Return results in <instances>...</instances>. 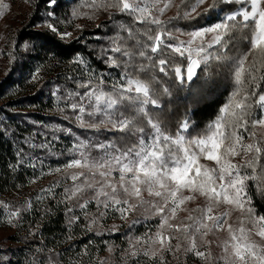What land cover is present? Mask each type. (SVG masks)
<instances>
[{"label": "snow or ice", "instance_id": "snow-or-ice-1", "mask_svg": "<svg viewBox=\"0 0 264 264\" xmlns=\"http://www.w3.org/2000/svg\"><path fill=\"white\" fill-rule=\"evenodd\" d=\"M48 2L50 6L57 4V0ZM159 2L160 0H114L100 6L115 8L119 13L127 14L135 23L149 24L158 29L154 36L144 33L149 43L136 42L141 49L135 54L138 57L152 61L153 56L148 55V51L155 55L162 45L179 56L186 57V75H179L180 68L174 69L181 83L185 80L192 81L197 75V69H201L202 64L206 66L210 60H228L236 91L232 93L230 101L221 108V115L207 126V131L202 135H193L199 127L194 119L195 110L180 123L174 136L168 135L164 131V123L150 113V108L163 112L158 94L147 82L133 75L143 70L144 65L134 63V54L119 45V37L105 50L104 62L110 68L119 69L120 76V80L114 82L108 92L104 91V79L100 74H97V83L92 85L91 70L87 68L84 58L77 55L74 62L85 67V74L89 78L84 83L73 81L76 91L65 88L63 95L58 96L61 89L57 87L52 94L58 99L70 102L69 107L75 114L78 127L103 133V139L99 136L83 140L76 138V142L69 149L73 155L65 168H82L86 171L67 175L73 185L64 189L62 202L67 205L69 201L76 199V208L82 211L87 209L90 202L95 203L98 211L101 208L104 210L99 212V217H103L108 211H115L126 220L128 214L135 212L137 208H142L148 214L145 219L159 217L154 233L150 232L146 238H134L129 241L126 257H147L152 264H164L160 253L173 252L174 248L175 252H179L182 248L181 242L186 241L185 253H192L202 261H209L211 253L199 249L208 243L205 237L213 228L224 229L227 225L228 239L223 241V255L218 258L217 264H264V243L253 238L255 236L259 241H264V215L256 214L252 207V197L247 191L248 181L251 180L257 182V191L264 194V187L260 186L264 183V164L261 163V157L264 155V147L261 145H264V139L256 140V132L248 130L249 126L252 129L264 127V94L257 95L260 82L264 81V74H261V69H264V0H224L226 3L236 2L245 6L226 15L221 22L187 33L190 39L177 40L176 44L165 43L164 38H174L171 32L159 30L165 22L150 10L156 8ZM197 3L202 4L204 0H197ZM168 7L169 3L166 2L157 11L163 14ZM214 7L215 2L205 11ZM195 10L193 8L192 12ZM53 14L50 12L49 16ZM72 15H76L75 10ZM189 15L184 13V17ZM237 17H240L239 21ZM177 18H180L179 14ZM237 23L248 29L249 35L245 37L250 45L248 51L232 58L226 54L213 56L208 49L214 46L228 48L233 40L231 33L237 30ZM49 28L61 39L71 36L68 32H58L52 25H49ZM121 30L126 31L129 36L132 34V29L126 26L121 25ZM210 33L214 34L210 43L193 47L197 38L202 39ZM107 52L120 53L123 60L118 62L112 56H107ZM253 53V61L247 64L248 56ZM157 63L159 71L163 73L167 61L159 59ZM245 83L249 85L248 88H244ZM81 88L85 89L83 93L79 91ZM211 90L210 88L209 91ZM164 92L167 94L168 90L164 89ZM253 107L260 109L259 118L253 115ZM52 132L71 134L72 129L56 128ZM244 133L254 142L244 143ZM58 139L59 137L53 135L45 137L43 143L26 140L25 144L31 149L44 150ZM241 153L251 154L252 158L244 163H234L232 158L240 156ZM17 156L21 157L18 165L23 163L25 156L33 161L32 167H35L39 160L38 154L28 156L23 153V149L17 151ZM201 157L214 161L216 167L210 168L201 164ZM248 170H251V174ZM42 191L51 192V189ZM186 192L189 194L186 195ZM145 193L150 199H145ZM196 195L205 197L209 202L208 206L193 209L199 215H189L186 219L191 223H172L181 206L194 200ZM81 200L83 202H80ZM220 203L240 209L247 220H242L239 227H233L227 224L229 213L212 215L213 205ZM30 204L31 201L25 202L22 206L24 211H27ZM74 211L73 207H66L69 224L80 219L74 215ZM19 212L20 209H16L9 215L16 217ZM97 222V218L92 219L89 228ZM138 222L139 218L132 223ZM8 223H12V220L9 219ZM249 223L252 228L245 227ZM175 233H180V237L177 238ZM173 239H178L175 246L171 243ZM42 251L43 249L35 250L36 253ZM26 264L45 262L34 256L28 259ZM47 264H52V261L49 260ZM99 264L105 262L100 261ZM136 264H139V261H136Z\"/></svg>", "mask_w": 264, "mask_h": 264}, {"label": "rangeland", "instance_id": "rangeland-1", "mask_svg": "<svg viewBox=\"0 0 264 264\" xmlns=\"http://www.w3.org/2000/svg\"><path fill=\"white\" fill-rule=\"evenodd\" d=\"M112 2H114V0H95V6H93V0H81L71 5L68 16L60 18H57L55 14L49 16L50 11L45 13L42 12L43 16L47 18H45V21L42 20L39 28H49V25H52L60 33H71V36L64 38L65 40L78 39L80 36L86 39L102 40L104 42L102 44V54L99 55L98 58L103 60V64H106L104 62L105 50L112 46L114 39L119 37V45L123 49L129 50L134 54V63L138 65H144L143 70L133 74L134 77L147 82L151 89L158 94L159 103L162 105L164 100H169L173 96L172 92L175 86H172L174 79L177 78V74L174 72V69L180 68L181 73L179 75H186V57L179 56L174 51L163 47V45L161 46V50L155 55L148 51V55L153 56L152 61L140 58L135 55L139 50H141L136 42L140 41L142 44L149 43L146 40L144 33L147 32L149 35L154 36L158 29L155 26L149 24L135 23L127 14L119 13L115 8L100 6L103 3ZM166 2L169 3V7L164 11L163 14H159L157 9L163 7L164 3ZM214 2L216 7L206 12L205 10L209 9ZM37 3V0H0V84L8 76L17 75L22 77L25 74L20 71V67L18 66L25 59V55H29L31 44L29 42H19L17 39V33L20 29L28 24L31 16L35 14L37 10ZM244 6L245 5L236 2L226 3L224 0H204V3L202 4H198L197 0H160L156 8H152L150 10L152 11L153 15H157L160 20L165 22L163 27L159 30L171 32L172 37L174 38H164L165 43L176 44L177 40H189L190 37L187 35V33L199 28L211 26L217 22H221L226 15H229ZM193 8L196 9L195 12H192ZM74 10L76 12L75 16L72 15ZM184 13H189L190 15L184 17ZM178 14L180 18H177ZM239 19L240 17H237V21H239ZM197 20H203V22L200 21V23H202H199L200 25L198 26H196L197 24L194 25L195 27H187V24L196 22ZM121 25L132 29L131 36H129L126 31L121 30ZM150 28L151 31L149 32ZM93 29L104 30V33H102V35L93 37L89 32ZM236 29L237 30L231 33L233 40L229 44L228 48L222 49L219 46H214L212 49H208V51L213 56L226 54V56L230 58L237 57L238 55L247 52L250 46L248 48L245 47L242 50H237V47L242 42V38L238 42L239 36H245L243 33L244 30H246L248 36V29L242 28L239 23L236 24ZM213 35L214 34L210 33L206 34L202 39L197 38L193 44V47L210 43L213 39ZM246 42L248 41H243V43ZM242 45L243 44L240 46ZM107 56H112L118 62L123 60V57L120 53L107 52ZM254 56V53L248 56L247 64H250L253 61ZM159 59H165L167 61V65L165 66V71L163 73L159 71V66L157 63ZM85 62L87 68L91 70L92 85H95L99 79L97 74L103 76L104 91L106 92L111 90L110 86L114 82L120 80L119 69L110 68L106 64L107 69L105 71L103 69H99L96 66L94 67L93 64L91 65L86 60ZM71 63L72 65H79L74 61ZM217 64H222L220 69L218 68ZM79 66H81L79 75L86 76L85 79L80 81V83H84L89 77L85 74V67L83 65ZM227 67H231V64L228 60H210L206 66L202 64L203 70L201 75H199V78L205 81L214 80L213 77H217V74L220 76L227 75L228 79L230 80V84L226 85V88L231 86L232 89H230L228 92V100H226L225 104L230 101L232 98V93L236 91V85L234 84L231 74L232 68H230L228 73L226 69ZM17 70L19 73H17ZM44 72L45 71L43 67L37 65L33 71H31L27 82H29V84H37L38 81L42 82L41 78L44 76ZM162 74H166V77H163ZM177 80L179 79L177 78ZM184 83L186 84V92L193 90L191 93L193 96H200L199 98L206 97V93H203V96L201 95V90L199 88L193 86V89H191V85L188 87L187 83H190L189 81ZM63 87L62 85L59 87L61 92ZM248 87L249 85L245 83L244 88ZM56 88V86H53V88L48 90H53L54 92ZM68 89L71 91L77 90L75 87H69ZM164 89L168 90L167 94L164 92ZM259 89L260 87L257 89V95L264 94V89ZM84 90L85 89L83 88L79 89L81 93H83ZM57 95L62 96L63 93H58ZM54 97L56 98L58 104L55 106L56 112L48 113L50 115L45 117L46 119L44 118L45 120L42 121H34V119L29 116L30 114L27 113L29 112L28 110L15 108L10 109L11 107H7L11 112L17 114V117L20 118L19 122L25 123L26 121L27 125L32 126L31 133L29 131L25 132L23 137L24 146L20 149H23V153L27 154L28 156H36L38 154L39 160L36 162V166L32 167L31 164L33 161L27 159V156H25L23 159L22 164L26 165V167L30 166L35 171V175L33 178H31L26 188H21L20 190H10L9 193L0 194V264H21V253H24L25 256L28 254L27 260L36 256L39 258V260L44 261L45 264H47L49 260L52 261V264H99L100 261H104L105 264H136V261H139V264H152V261L147 257H126V252L129 249L130 240H134V238H146L150 232L154 233L156 231L159 217H149L145 219L144 217L148 214L145 213L142 208H137L135 212L129 213L126 220L122 219L120 214L115 211H108L103 217H99V212L104 210L101 208L98 211L95 203L90 202L87 206V209L82 211L76 208V199L69 201L67 205L62 202L64 200V189L71 188L73 185V181L68 179L67 175L70 173L86 171L82 168H65V165L69 162L73 155L69 149L76 142L77 137L81 140L89 138L94 139L97 136L103 139V133H96L92 129L78 127L74 118L75 114L69 107L70 102H65L62 99H58L56 96ZM65 108H68V110L71 112L64 115ZM150 113L155 117H161L155 111V109L150 108ZM252 113L256 118H259L260 109L258 107H253ZM126 114L131 115V113ZM220 115L221 111L215 119L206 123L203 127H197L193 135H202L205 133L207 131V126L216 120ZM85 119L87 120L88 118L85 117ZM185 119H187V116H179L177 122L174 125H171V123L167 121L165 115L162 116L160 120L165 125V133L174 136L178 131V126ZM56 128H71L72 132L71 134L67 132L53 133L52 130ZM248 130L249 132H256V140L264 139V127L258 126L256 129H252L249 126ZM240 131L243 132L242 129ZM53 135L55 137H59V139L55 140L48 149H31L25 144L26 140H32L34 143H43L45 142V137H50ZM243 142L253 143L254 141L249 138L247 133H244ZM261 146L264 147V145ZM93 155H95V153H93ZM251 158V154L245 155L244 153H241L240 156H236L232 159L234 163L240 164ZM200 163L207 165L210 168L216 167L214 161H208L205 157L200 158ZM261 163L264 164V155L261 157ZM22 164H19V167H21ZM55 169H60V171H55ZM248 171L249 174H251V170ZM257 173L259 174V168L257 169ZM116 179H118V176H116ZM256 184V181H248L247 191L248 195L252 197L253 202V194L261 195L260 192L257 191ZM260 186L264 187V183H261ZM44 189H51V192H43L42 190ZM185 194L187 195L189 193L186 192ZM90 195L91 193L88 194V196ZM144 196L145 199H150V197L147 196V193H145ZM20 198L25 200L23 203L26 201H31L32 204V202H34V206L45 205L46 202H51L56 205L55 210H58L62 207V210L65 211L66 207L68 206H71L75 209L74 215L80 217V219L69 224V214L67 213L69 224L67 232L66 234H63L60 239H58L60 243L57 245L64 248L63 259L60 260L58 251H50L51 248L42 245V240L40 241V244L29 247L20 241L10 238V236L15 234L17 230L16 228L21 225L24 216L31 212V208H33V205L30 204L27 207V211L20 210L18 216L11 217L9 214L12 211L20 209L14 204V201ZM80 202L83 201L81 200ZM208 203L209 202L205 197L196 195L194 200L187 201L181 206L176 214V218L172 221V223H191L190 221H187L186 218L189 215H199V213L194 212L193 209H196L197 207L206 208ZM252 207L254 208L257 215H262L256 210L253 204ZM85 211L87 215H85ZM225 212L229 213L227 217V224H231L233 227H239L242 220H247L246 215L235 206H230L225 203L213 205L212 215L218 216L224 214ZM94 218H97L98 222L91 224V227L89 228L91 220ZM137 218H139V222L133 224V220H136ZM9 219L12 220V223H8ZM245 227L252 228L253 226L249 223L246 224ZM37 231L39 232V226H34L27 232H30L32 236L33 233H36ZM253 231H255L254 228ZM175 235L177 238L180 237V233H175ZM82 236H85L84 238H88V240L81 241L80 238H82ZM253 238L258 242L264 243V241H259L258 237L254 236ZM226 239H228L227 225H225L224 229L213 228L212 231L208 233V235L205 237V240L208 243L201 246L199 250L205 251L206 253H211V259L209 261H202L199 257L194 256L192 253H185L184 248L187 247L186 241L181 242L182 248L179 252H175V248L173 249L175 255L173 252L168 251L161 252L160 255L163 256L164 264H217L218 258L223 255L222 245L223 241ZM177 242L178 239H173L171 241L173 246H175ZM197 243L198 245L200 244L199 239L197 240ZM156 247L157 249L159 248L158 245ZM44 248H48L49 250H45ZM20 249L23 250L20 251ZM36 249H43V251L36 253ZM109 249H111V251ZM41 254H44L46 257H43ZM26 261L24 264H26Z\"/></svg>", "mask_w": 264, "mask_h": 264}, {"label": "trees", "instance_id": "trees-1", "mask_svg": "<svg viewBox=\"0 0 264 264\" xmlns=\"http://www.w3.org/2000/svg\"><path fill=\"white\" fill-rule=\"evenodd\" d=\"M37 1L35 14L31 16L28 24L17 33L19 42H29L31 44L29 55L26 54L25 59L18 66L20 71L25 74L22 77L17 75L8 76L0 84V117L2 116L0 118V194L9 193L10 190L26 188L31 178L35 175V171L30 166L26 167V165L22 164L19 167L18 162L21 157L17 156V151L24 146L23 137L25 132L29 131L31 133L32 126L27 125L26 121L25 123L19 122L20 118L17 117V114L11 112L7 107H11L10 109L28 110L29 112L27 113L30 114L29 116L34 121L45 120V117L50 115L48 113L56 112L55 106L58 105L56 98L52 95L53 90L48 89L62 85L64 87L60 93H63L65 88L74 87L73 81L80 82L86 78L85 75H79L81 66L75 64L73 66L71 63L75 61L77 55L83 56L84 60L91 65L93 64L94 67L96 66L105 71L107 69L106 64H103V60L98 58L102 54V44L104 43L102 40L86 39L82 36L78 39L65 40L61 39L57 33L52 32L50 28H39L42 20L45 21V18H47L43 16V13L50 11L57 18L68 16L71 5L81 0H57V4L54 7H50L48 0ZM200 21L203 22V20H197L187 24V27L196 24L198 26L202 23ZM91 31L89 32L93 37L104 33V30L101 29H93ZM243 33L245 36H239L238 38V42L241 38L242 42L237 47V50L250 46L248 42L243 43V41H247L245 37L248 34L246 30ZM241 44L243 45L240 46ZM37 65L43 67L45 71L44 76L41 78L43 83L38 81L37 84H29L27 82L28 77ZM217 66L220 69L222 64H217ZM230 68H226L228 73ZM202 70L203 68H201L199 75H201ZM17 73H19L18 70ZM261 74H264V69H262ZM162 75L166 77V74ZM199 75L193 82L187 84L188 87L191 85V89H193V86L199 88L201 95L203 96V93H206V97L193 96L191 94L193 90L186 92V84L175 78L172 86H175L172 92L173 96L169 100L162 102L163 112L161 113L155 109L161 116L159 117L160 119L165 115L167 121L174 125L179 116L185 115L186 117L192 110H195L196 116L194 119L200 127H203L220 114V108L228 100V92L232 89L231 86L226 88V85L230 84V80L227 75L220 76L217 74V77H213L214 80L205 81L199 78ZM41 83L42 85L40 86ZM259 87V90L264 89V81L260 82ZM210 88L212 89L211 91H209ZM70 112L68 108L64 109V115ZM253 200L256 210L264 215V194H253ZM24 201L23 198H20L15 200L14 204L23 211ZM31 205H33L31 212L24 216L21 225L16 228L15 234L10 236V238L20 241L29 247L40 244L42 240V245L51 248L50 251H58L60 260L63 259L64 248L57 244L60 243L58 239L63 234H66L69 226L66 210L63 211L62 207L55 210L56 205L51 202L38 206H34V202H32ZM34 226H39V232L37 231L31 236V233L27 231ZM84 237L80 238L81 241L88 240V238ZM44 249L49 250L48 248ZM22 250L20 249V251ZM41 255L46 257L44 254ZM27 257L28 254L25 256L24 253H21L20 263L24 264Z\"/></svg>", "mask_w": 264, "mask_h": 264}, {"label": "water", "instance_id": "water-1", "mask_svg": "<svg viewBox=\"0 0 264 264\" xmlns=\"http://www.w3.org/2000/svg\"><path fill=\"white\" fill-rule=\"evenodd\" d=\"M201 68H202V65H201ZM200 70H201V69H197V75L194 76V77H193V80H192V81H189V82H193V81L196 79V77L199 75Z\"/></svg>", "mask_w": 264, "mask_h": 264}]
</instances>
